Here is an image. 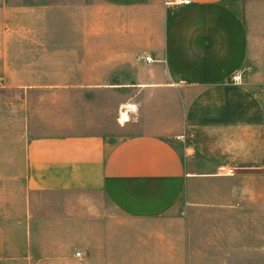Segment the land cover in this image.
<instances>
[{"label": "crops", "instance_id": "0c3cea01", "mask_svg": "<svg viewBox=\"0 0 264 264\" xmlns=\"http://www.w3.org/2000/svg\"><path fill=\"white\" fill-rule=\"evenodd\" d=\"M241 245L264 256V0H0V264Z\"/></svg>", "mask_w": 264, "mask_h": 264}, {"label": "rangeland", "instance_id": "374dc122", "mask_svg": "<svg viewBox=\"0 0 264 264\" xmlns=\"http://www.w3.org/2000/svg\"><path fill=\"white\" fill-rule=\"evenodd\" d=\"M166 4H175L173 2H170V0H165ZM227 249V248H225ZM233 250L235 251L234 254L230 255H225L223 258L228 261L224 262H199V263H192V264H264V256H256V257H250L247 254V246L246 245H241L239 247V254L236 253L237 248L233 247ZM81 250H76L75 253ZM238 254V255H236ZM77 256V255H76ZM40 258V255H33L32 257V262L30 264H100V263H89V262H84L80 260L77 263H61V262H47L43 263L40 262L38 259ZM12 264H23L19 262H14ZM110 264H123V257L121 256H114L112 257V262Z\"/></svg>", "mask_w": 264, "mask_h": 264}, {"label": "built area", "instance_id": "2783aa9c", "mask_svg": "<svg viewBox=\"0 0 264 264\" xmlns=\"http://www.w3.org/2000/svg\"><path fill=\"white\" fill-rule=\"evenodd\" d=\"M170 2H173L175 4L180 3V4L188 5V4L191 3V0H170ZM146 60L148 62H150L151 61V57L147 56L146 57ZM240 81H242V72L239 71L236 74H234V76H233V82H240ZM225 173L226 174H234V168H228V169H226L225 170ZM81 253H82L81 251H78L76 253V255L77 256H81Z\"/></svg>", "mask_w": 264, "mask_h": 264}, {"label": "bare ground", "instance_id": "6f19581e", "mask_svg": "<svg viewBox=\"0 0 264 264\" xmlns=\"http://www.w3.org/2000/svg\"><path fill=\"white\" fill-rule=\"evenodd\" d=\"M125 116V115H124Z\"/></svg>", "mask_w": 264, "mask_h": 264}]
</instances>
